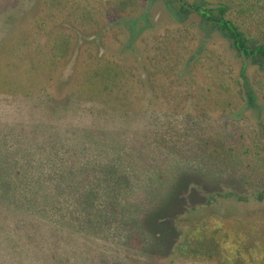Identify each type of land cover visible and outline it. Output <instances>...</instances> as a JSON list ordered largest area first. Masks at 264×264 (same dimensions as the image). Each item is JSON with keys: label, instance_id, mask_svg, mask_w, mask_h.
<instances>
[{"label": "rangeland", "instance_id": "rangeland-1", "mask_svg": "<svg viewBox=\"0 0 264 264\" xmlns=\"http://www.w3.org/2000/svg\"><path fill=\"white\" fill-rule=\"evenodd\" d=\"M184 1L193 8L224 7L222 19L250 51L264 46V0ZM211 15L220 18L215 10ZM96 67L115 68L119 85L84 95ZM214 97L223 103H205ZM83 113L92 114L91 127L107 131L118 128L103 127L107 118L151 133L178 128L180 141L170 142L183 153L155 155L163 177L139 221L150 239L144 253L111 244L110 230L96 240L76 224L59 222L63 259L46 264H227L212 246L194 244L196 237L216 238V230L218 238L240 239L226 242L228 258L234 247L249 257V245L264 257V183L249 186L230 174L219 176L220 167L214 174L202 158L188 154L212 128L225 134L241 126L254 132L264 156V59L242 58L224 30L176 0H0V120L12 122L0 126L3 139L12 135L25 144L13 126L75 123ZM11 141L0 143V160L14 156L6 154ZM39 226L49 237L54 233Z\"/></svg>", "mask_w": 264, "mask_h": 264}, {"label": "trees", "instance_id": "trees-1", "mask_svg": "<svg viewBox=\"0 0 264 264\" xmlns=\"http://www.w3.org/2000/svg\"><path fill=\"white\" fill-rule=\"evenodd\" d=\"M225 11L224 7L217 10L220 15ZM204 21L226 31L242 58L264 59V47L250 51L242 34L229 21L222 20L220 25L208 17ZM117 72L115 68L96 67L88 76L84 95L115 88L119 85L114 82ZM224 100L233 102L229 97ZM205 103L220 106L223 102L214 97L205 98ZM91 118V113H83L75 123L37 126L44 127L39 129L13 126L19 127L20 135L25 136V144L15 136L3 139L0 134V143L4 140L15 143L6 152L14 156L0 160V264H46L62 260V257L58 259L61 249L56 240V235H63L55 227L59 222L76 224L81 233L96 240L109 236L110 230L113 237L107 239L111 244L122 243L128 252L146 251L150 239L140 224L141 217L151 203V190L163 177L157 174L161 166L158 167L160 159L156 156L160 153L167 159L173 158L170 153L178 150L182 154L183 150L170 142L173 138L180 141L182 131L164 127L153 133L139 131L127 127V121L108 122V118L104 119L103 127L118 128L107 131L91 127L87 123ZM5 121L0 120V126L12 123ZM195 144L188 154L193 160L202 158L214 174L223 171L217 175L230 174L249 186L264 183V156L254 132L234 126L222 134L220 129L212 128L196 149ZM20 156L25 158L21 160ZM39 224H47L54 233L47 236ZM219 233L216 230V238L211 236L207 242H201L198 237L193 242L212 246L218 258L227 264H264V257L257 258L251 245L244 249L249 257H243L240 254L243 250L234 247L235 256L228 258L224 251L229 247L226 242L238 244L240 239L230 238L228 234L218 238Z\"/></svg>", "mask_w": 264, "mask_h": 264}, {"label": "flooded vegetation", "instance_id": "flooded-vegetation-1", "mask_svg": "<svg viewBox=\"0 0 264 264\" xmlns=\"http://www.w3.org/2000/svg\"><path fill=\"white\" fill-rule=\"evenodd\" d=\"M177 1V3L179 4V6H181L182 7V9H186V10H193L194 12H196V13H198V14H200L202 17H203V20H204V18L205 17H208V18H210V20L213 22V23H215V25H220L221 24V22H222V20H224V19H222V16L223 15H220V18L219 19H215V18H213L212 17V15H211V12L210 11H217L218 9H220L222 6H217V8H214V9H212V10H210V9H208V8H203V7H200V8H189L188 6H190V5H187L186 3H185V1L183 0V2H180V0H176ZM196 10H198V11H196ZM228 21V20H227ZM231 23V22H230ZM232 25V24H231ZM230 25V26H231ZM219 29H221L220 27H218ZM225 33H227L226 31H224ZM264 47V46H263Z\"/></svg>", "mask_w": 264, "mask_h": 264}, {"label": "water", "instance_id": "water-1", "mask_svg": "<svg viewBox=\"0 0 264 264\" xmlns=\"http://www.w3.org/2000/svg\"><path fill=\"white\" fill-rule=\"evenodd\" d=\"M180 2H183V0H180ZM190 9L192 8L191 6H188ZM210 8H217V6H215V7H210ZM196 11H198V10H196Z\"/></svg>", "mask_w": 264, "mask_h": 264}]
</instances>
